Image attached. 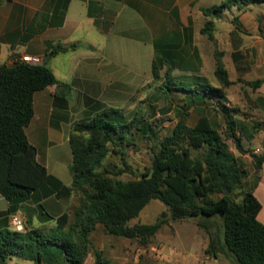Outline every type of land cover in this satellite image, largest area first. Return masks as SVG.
I'll use <instances>...</instances> for the list:
<instances>
[{"label": "trees", "instance_id": "1", "mask_svg": "<svg viewBox=\"0 0 264 264\" xmlns=\"http://www.w3.org/2000/svg\"><path fill=\"white\" fill-rule=\"evenodd\" d=\"M255 3L264 0H226L203 9L207 20L202 33L216 42L211 18H219L232 6L243 8ZM96 23L99 25L100 21L96 19ZM66 50L64 46H55L49 56ZM157 63L170 70L167 59H154V77H159ZM215 75L224 87L233 83L221 59L217 61ZM263 83L264 79L247 82L254 88ZM54 84L59 81L46 64L20 62L0 66V194L9 201H25L48 177L25 128L34 116L35 93ZM203 92L225 98L222 89L208 84ZM222 118L226 124L224 136L207 116H201L194 126L179 120L160 142L151 167L139 179L128 181L118 176L129 170L125 149L133 144L135 120L125 121L119 109L110 107L76 122L70 135L73 182L69 190L79 196L78 204L57 218L42 209L45 220L55 222L53 228L45 230L27 224L23 232L0 230V264H7L13 256L34 264H55L59 257L68 264H84L89 252L94 254V264H113L92 244V233L101 224L109 235L147 244L165 220L134 226L129 222L152 200L165 204L175 221L199 219V225L210 233L207 254L216 259L225 255L237 264H264V224L258 219L262 205L246 189L247 170L227 141H233L241 154L248 150L232 115L223 112ZM141 127L143 132L152 131L147 122ZM254 127L261 131L264 122ZM197 151L201 152L194 154ZM110 155L119 157L127 169L106 166ZM252 158L260 169L264 153H252ZM17 211V206L9 209L10 214ZM211 219L219 220L220 225L216 227Z\"/></svg>", "mask_w": 264, "mask_h": 264}, {"label": "crops", "instance_id": "2", "mask_svg": "<svg viewBox=\"0 0 264 264\" xmlns=\"http://www.w3.org/2000/svg\"><path fill=\"white\" fill-rule=\"evenodd\" d=\"M225 1L0 0V66L28 56L39 59L33 64L49 66L59 81L35 93L34 116L25 128L48 177L23 202L0 194V230L12 229L11 206L18 207L29 227L42 228L55 223L45 220L42 209L57 218L75 205L76 195L69 190L73 125L128 97L132 81L122 74L121 61L202 60L207 20L202 10ZM211 19L219 44L236 58L257 61L258 78L264 79V3L232 6ZM58 45L67 50L49 56ZM249 160L245 187L260 201L258 219L264 224V163L257 169ZM14 257L7 264H17Z\"/></svg>", "mask_w": 264, "mask_h": 264}, {"label": "rangeland", "instance_id": "3", "mask_svg": "<svg viewBox=\"0 0 264 264\" xmlns=\"http://www.w3.org/2000/svg\"><path fill=\"white\" fill-rule=\"evenodd\" d=\"M204 43L202 60H174L170 63V70L168 66L157 63L159 77L153 76L151 59L121 61L122 74L127 80L131 79L132 91L127 92L126 98L123 93L125 100H113V106L106 107L119 109L125 121L134 119L137 126L132 130L133 144L125 149L129 170L118 176L119 179H139L151 167L164 136L179 120L194 126L201 116H207L224 136L226 124L222 113H230L236 121L237 132L248 153L241 154L231 140L227 143L241 163L248 168L252 153H256L255 148L264 149V128L260 131L254 127L264 122V88L261 90L260 87L254 88L247 84L259 80L262 70L257 69V61L249 62L232 56L224 44L210 41L207 35ZM218 59H221L229 79L233 82L227 87L222 86L215 75ZM207 84L222 89L225 98L204 93V86ZM181 87L188 90L180 89ZM144 122L151 125L152 131L146 129L144 133L141 130ZM105 165L115 170L127 169L120 158L114 155L108 156ZM75 197L77 205L79 196L76 194ZM159 219H164L165 223L147 244L138 239L109 235L101 224L91 235L92 244L102 250L105 258L113 264H237L225 255L216 259L207 254L210 233L199 225V219L175 221L171 218L168 207L159 200H152L129 225L153 224ZM209 221L214 222L216 227L220 225L217 219ZM52 224L45 225L42 229L53 228L55 223ZM214 231L215 227H212L210 232ZM13 259L17 264H34L22 258ZM94 263L93 252L87 253L84 264ZM55 264L68 262L59 257V262Z\"/></svg>", "mask_w": 264, "mask_h": 264}, {"label": "built area", "instance_id": "4", "mask_svg": "<svg viewBox=\"0 0 264 264\" xmlns=\"http://www.w3.org/2000/svg\"><path fill=\"white\" fill-rule=\"evenodd\" d=\"M38 61H39V59L33 60L28 56L14 57L11 60L10 65L20 63V62L31 63V62H38ZM256 151L260 152V149H257ZM10 225H11L12 230L23 232L26 230L27 222H26V219L24 218V216L22 214L15 212V213H11V215H10Z\"/></svg>", "mask_w": 264, "mask_h": 264}, {"label": "water", "instance_id": "5", "mask_svg": "<svg viewBox=\"0 0 264 264\" xmlns=\"http://www.w3.org/2000/svg\"><path fill=\"white\" fill-rule=\"evenodd\" d=\"M226 194H229V191L228 190H226Z\"/></svg>", "mask_w": 264, "mask_h": 264}]
</instances>
